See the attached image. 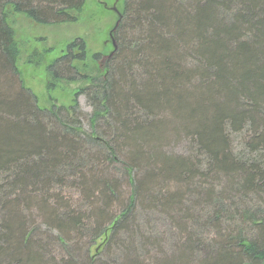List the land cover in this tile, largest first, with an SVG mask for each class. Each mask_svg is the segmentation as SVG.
<instances>
[{"label": "trees", "instance_id": "16d2710c", "mask_svg": "<svg viewBox=\"0 0 264 264\" xmlns=\"http://www.w3.org/2000/svg\"><path fill=\"white\" fill-rule=\"evenodd\" d=\"M84 3L0 0V264H264V0H127L102 70L68 45L47 87L78 84L74 105L41 109L7 11L55 25ZM146 214L173 228L162 259Z\"/></svg>", "mask_w": 264, "mask_h": 264}, {"label": "rangeland", "instance_id": "374dc122", "mask_svg": "<svg viewBox=\"0 0 264 264\" xmlns=\"http://www.w3.org/2000/svg\"><path fill=\"white\" fill-rule=\"evenodd\" d=\"M126 1L85 0L84 7L80 13L69 12L73 17H76V20L55 25H39L28 16L16 14L11 9H8V24L14 31L20 55L17 68L25 86L37 97L38 105L41 109H50L55 104L57 107L63 106L66 108L74 105L75 94L79 88L78 84L66 85V83H62L51 91L47 87L49 77L46 68L56 58L61 57L65 53L68 45L83 41L86 44L89 58L93 54L102 53L104 57L99 64L102 70L104 59L108 58L113 52L110 43V33L118 21V14L115 13L114 9L116 8L122 14ZM47 51L50 52L45 55ZM40 56L41 59L39 58ZM89 63L91 64V61ZM94 67L96 68L95 65ZM78 106V114L82 117V126L86 132H89V119L92 115V108L84 96L78 98ZM174 151L179 153L181 150L175 149ZM70 195L75 201L80 200L78 192L73 191ZM139 225L144 236L153 237V239L159 238L160 243L158 246L152 247V253L157 257L153 256L152 258L162 259L163 255H159V253L169 255L173 246V228L165 221V218L161 220V218L153 214H146V217L140 219ZM42 229L45 232L47 231L46 228ZM52 233L55 236L57 235L56 231ZM108 235L109 233L96 241L95 245L89 250L91 256L99 255L102 252ZM154 247L155 249H153ZM113 250L115 251V249ZM138 250L140 249L138 248ZM60 254L56 253V256L58 257ZM100 260L105 262L108 257L106 255L102 256Z\"/></svg>", "mask_w": 264, "mask_h": 264}, {"label": "water", "instance_id": "95a60500", "mask_svg": "<svg viewBox=\"0 0 264 264\" xmlns=\"http://www.w3.org/2000/svg\"><path fill=\"white\" fill-rule=\"evenodd\" d=\"M114 11H115L116 14H118V21H117V23H116L114 29H113V30L111 31V33H110V39H111V41H112V45H113V52L109 55V57H111V56L114 54V52L116 51V49H117V47H116V43H115V41H114L113 34H114V32L116 31V29H117V27H118V24H119V22H120V20H121V17H122V15L117 11L116 8L114 9Z\"/></svg>", "mask_w": 264, "mask_h": 264}]
</instances>
